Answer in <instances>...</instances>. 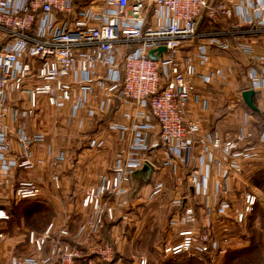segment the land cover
<instances>
[{"label": "built area", "instance_id": "built-area-1", "mask_svg": "<svg viewBox=\"0 0 264 264\" xmlns=\"http://www.w3.org/2000/svg\"><path fill=\"white\" fill-rule=\"evenodd\" d=\"M203 20L212 28L209 32H199L198 25ZM258 41L264 43V0H0V171L7 174L11 169H32L30 146L44 140L43 135L28 136L20 126L16 138L22 153L10 155L2 125L10 93L27 92V116L33 115L41 97L54 109L70 105V115L78 128L85 125L77 118L81 111L92 119L104 117L114 102L120 109H128L121 113L126 123L117 121L107 127L119 133L122 145L100 184L89 189L81 201L89 214L76 235L81 237L79 246L64 242L62 239L69 237L68 230L50 223L40 234L28 233L36 253L47 247L48 255L13 257L10 264H77L91 255L110 262L112 247L96 240L105 220L114 221L115 207L126 205L124 197L132 177L152 167L145 156L148 151L162 149L165 164L172 166L174 159L187 164L198 146L211 157L219 149L232 159L235 173L241 171L235 160H264L259 148L264 145V125L256 145L249 140L250 132L223 139L201 135L198 125L186 118L194 80L199 77L202 84L210 86L225 78L222 69L202 75L196 70L210 63L211 48L236 49L245 55L246 90L258 93L264 103V51L258 54L253 50ZM160 47L165 52L154 53L156 59H150L149 52ZM192 47L194 54L181 55L185 48ZM95 91L101 96L97 107L92 108L89 97L98 98ZM207 105V100L201 101L202 109ZM103 144L92 139L88 147L100 149ZM228 174V170L224 171L222 178L227 179ZM50 179L59 190L58 175ZM194 184L197 196L205 193L206 178H195ZM219 190L213 218L227 232L228 223L239 226L245 222L259 195L246 191L237 209L229 199L227 186L223 189L222 184ZM162 191L163 185L156 184L148 200ZM39 195L36 182L23 180L14 188L12 201L36 200ZM182 202L175 200L172 206L179 208ZM182 209L170 226L180 223L188 228L178 233L177 243L164 246L162 254L217 257L222 245L229 244L230 238L225 236L228 233L216 238L202 231L196 224L193 207ZM9 218L0 209V221ZM85 264H95V260L90 258ZM138 264L146 261L142 259Z\"/></svg>", "mask_w": 264, "mask_h": 264}, {"label": "crops", "instance_id": "crops-1", "mask_svg": "<svg viewBox=\"0 0 264 264\" xmlns=\"http://www.w3.org/2000/svg\"><path fill=\"white\" fill-rule=\"evenodd\" d=\"M211 29L207 21L199 22V32L206 33ZM253 50L255 53H262L264 43L261 45V42L258 41ZM189 53L194 54L195 47L185 48L181 55ZM229 53L239 55L240 65L246 73L245 55L236 49L211 48L210 63L204 68L196 67V70L198 74L202 75L215 69H222L225 78L222 83L219 81L210 86L202 84L199 77L194 80L192 96L186 109V118L198 125L201 135L211 138L217 136L223 139L226 136H235L240 132L253 133V128L249 123L243 124V122L237 121V111L230 106V103H233L237 97L238 102L243 103L241 93L244 90H241L238 95L235 92V65L233 60L228 57ZM29 89L27 86L26 90ZM95 94H98V98L89 97L92 108L97 107L101 96L98 91H95ZM202 100L208 101L205 109H202ZM232 100L234 101L231 102ZM28 107L27 92L10 93L7 96L2 125L7 132L10 155L14 157L22 153L16 138V131L20 126L25 128L28 136L43 135L44 140L30 146L32 169H11L7 174L0 171V209L8 213L13 200V191L18 182L34 181L40 189V195L35 201L44 203L52 210V216L45 228L50 223H54L56 228H66L69 237L62 240L71 246H79L77 243L81 237L78 238L76 235L89 214V210L82 207L81 201L89 189L100 184L101 177L106 175L112 167L115 155L122 145L119 133L109 131L107 127L117 121L126 123L121 113L128 109H120L119 104L114 102L104 117L92 119H88L85 112L81 111L77 118L84 120L85 125L83 128H78L76 119H72L70 115V105L63 109H54L48 106L46 100L41 97L38 99L37 108L32 116L24 115ZM14 113H16L15 117ZM152 134L153 138L157 137L156 131ZM92 139L103 141V147L90 149L88 144ZM255 144L259 145L257 141ZM259 148L264 155V145H259ZM145 156L149 158L152 167L144 168L132 177L128 194L124 197L126 205L120 207L116 206V203L114 204L116 206L115 219L113 222L105 220V229L101 231L96 240L112 247L116 264H124L125 261L138 264L144 257V254H141L142 246L150 247L151 244H154L155 241L150 240L154 238L158 228L162 229L164 236L167 235V232L173 233V236L178 235L180 231L187 229L188 226L180 223L175 227L170 226V222L177 220L182 214V208L194 207L198 228L206 232L208 229L212 231L216 226L213 218L214 208L220 200L219 186L222 184L223 189L227 186L229 199L233 202L234 207L246 191L259 194V191L251 183L252 176L250 175L253 173L251 174L249 169L254 163L262 162L261 160L251 162L235 160V164L241 170L239 173H235L232 159L224 156L219 149H215L211 157L204 154L203 149L198 146L187 164L174 159L172 166L165 164L166 160L162 149L148 151ZM59 157L62 159L59 160ZM262 164L264 163L262 162ZM226 170L229 171L228 178L223 179L222 173ZM53 174L58 175L60 179L61 188L59 190H56L51 182L50 178ZM195 178L198 180L206 178L208 182L205 193L200 196L196 195ZM158 183L163 185V191L155 199L148 200L151 191ZM175 200L183 201L181 207L172 206ZM195 202L199 203L195 204ZM169 213H171L170 217L167 215ZM158 222H160L159 225ZM8 225L9 220L0 221V235H2L0 238V264H10L13 257L36 254L38 257L44 258L48 255L47 247L37 254L28 238L29 232L40 234L45 228L37 232L23 227V223L19 225L20 228L16 226L13 229L11 227L8 229ZM208 226L210 228H207ZM147 236L148 239H146ZM177 242L172 243L169 238H166L164 245ZM154 245L151 247L153 248ZM82 248L84 251L88 250L85 246ZM222 256L223 254L220 253L217 257L222 258Z\"/></svg>", "mask_w": 264, "mask_h": 264}, {"label": "rangeland", "instance_id": "rangeland-1", "mask_svg": "<svg viewBox=\"0 0 264 264\" xmlns=\"http://www.w3.org/2000/svg\"><path fill=\"white\" fill-rule=\"evenodd\" d=\"M228 57L231 58V60H233L234 65H235L236 82H235L234 87L236 90L235 92L238 95L239 92L247 86L245 71H243V68L240 65L241 62H239L240 61L239 55L237 56L236 54L229 53ZM233 101L234 100H232L231 102ZM233 103H230V106H232V108L237 111V114H238L237 121L238 122L241 121L243 122V124L249 123L252 126L253 133L251 132L248 133L250 135L249 140L252 143H255L257 141L261 119L259 117H256L254 114L250 113V111L246 109L243 103L242 104L241 102L239 103L238 97L237 99L235 98V101ZM259 112L264 114V103L262 100H261ZM239 113L242 119H240ZM262 162L264 163V160H262ZM262 162L254 163L251 169H249L251 171V174L253 173L252 175H250L252 176L251 183L259 191V194H258L259 198L253 210L246 217L245 222L239 226L233 225V223L232 224L228 223L227 232H224L223 228L220 227V225L216 223L215 229H213L212 231L209 229L207 231V233H210L212 236L216 238H220L226 233H228L225 236L230 238V240H229V244L222 245V248H221L222 251H220L223 254L222 258L215 257L214 255L213 256L205 255V256H202L201 258L194 257L193 259L195 260L202 259V262H200L202 264H225V263L226 264H264V178L259 177L260 175H263L262 173H264V164H262ZM258 177L260 180H256ZM238 200L239 202L236 205L237 209L241 206L240 198ZM32 201H35V200H32ZM198 203L199 202H195V204H198ZM167 215H169L170 217L171 213ZM159 224L160 222H158V225ZM156 231L157 233H155L154 238L153 239L151 238L150 240V241H155L154 244L156 245L151 244V246L154 245L153 248L151 246L147 247V245L142 246L143 250L141 254H144L143 260L146 261V264H168L169 260L172 257L164 256L161 252L162 248L165 246L164 244H166L165 243L166 238H169L172 243L179 241V238L177 237V235L173 236V233L171 232L170 234L169 232H167L166 233L167 235L164 236L162 234L164 232H162V229L160 230V228H158ZM146 239H148V236L146 237ZM248 247L250 249V253L247 252ZM241 251H244V252L241 253ZM217 254H220V253H217ZM226 255L230 258L228 259L226 257L227 258L226 259L225 258ZM181 256H184V255H181ZM233 256H236V257H233ZM113 259L114 257L112 258V260ZM124 264H132V261H125Z\"/></svg>", "mask_w": 264, "mask_h": 264}, {"label": "trees", "instance_id": "trees-1", "mask_svg": "<svg viewBox=\"0 0 264 264\" xmlns=\"http://www.w3.org/2000/svg\"><path fill=\"white\" fill-rule=\"evenodd\" d=\"M242 90H246L243 88ZM253 103L254 105L258 108V111L260 110V105H261V97L258 93L255 94L253 98ZM243 105L250 111V113L254 114L256 117H259L261 119V123L259 126V130L262 128L264 125V117L262 113L260 112H253L251 111L243 102ZM262 117H261V116ZM263 175H260L259 177L264 178V173ZM259 177L256 180H260ZM8 214L10 215L9 218V227L12 229L15 228L16 226H19L21 223H23V227L29 229L30 231H37L40 232L45 228L47 223L49 222L51 216H52V210L46 206L44 203L39 202V201H29V200H24L20 201L17 204L12 201V204L8 210ZM21 226H19L20 228ZM105 229V227L103 228ZM11 231V230H10ZM244 251H241V253ZM247 252L250 253V249L248 247ZM230 258L227 255L225 258ZM236 257V256H233ZM93 258L95 260V264H116V257L114 256V259L111 262H102L96 257L93 256H88V257H83L82 259H79L77 261V264H85L88 259ZM194 257L190 256H177V257H172L168 264H202V259H198L201 257H198V260L193 259ZM196 258V257H195ZM204 258V257H203ZM224 258V259H225ZM226 258V259H227ZM226 261V260H224ZM223 261V262H224ZM226 264V263H225Z\"/></svg>", "mask_w": 264, "mask_h": 264}, {"label": "water", "instance_id": "water-1", "mask_svg": "<svg viewBox=\"0 0 264 264\" xmlns=\"http://www.w3.org/2000/svg\"><path fill=\"white\" fill-rule=\"evenodd\" d=\"M165 52V48L164 47H160L156 50H153V51H150L149 54H148V57L150 59H156V57L153 56L154 53H163ZM255 96V93L254 91L252 90H246L242 93V100L244 102V104L253 112H259L258 111V108L254 105L253 103V98Z\"/></svg>", "mask_w": 264, "mask_h": 264}]
</instances>
